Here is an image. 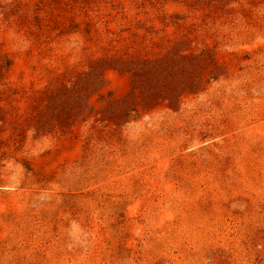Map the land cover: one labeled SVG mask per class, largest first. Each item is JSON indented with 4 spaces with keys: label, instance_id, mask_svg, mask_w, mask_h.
Here are the masks:
<instances>
[{
    "label": "rangeland",
    "instance_id": "374dc122",
    "mask_svg": "<svg viewBox=\"0 0 264 264\" xmlns=\"http://www.w3.org/2000/svg\"><path fill=\"white\" fill-rule=\"evenodd\" d=\"M0 264H264V0H0Z\"/></svg>",
    "mask_w": 264,
    "mask_h": 264
}]
</instances>
